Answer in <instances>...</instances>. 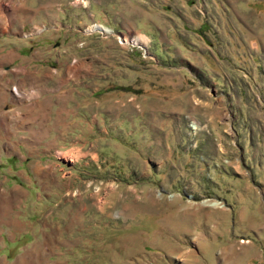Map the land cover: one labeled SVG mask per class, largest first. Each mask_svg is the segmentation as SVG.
I'll list each match as a JSON object with an SVG mask.
<instances>
[{
  "label": "rangeland",
  "instance_id": "obj_1",
  "mask_svg": "<svg viewBox=\"0 0 264 264\" xmlns=\"http://www.w3.org/2000/svg\"><path fill=\"white\" fill-rule=\"evenodd\" d=\"M14 1L0 264H264V0Z\"/></svg>",
  "mask_w": 264,
  "mask_h": 264
},
{
  "label": "bare ground",
  "instance_id": "obj_2",
  "mask_svg": "<svg viewBox=\"0 0 264 264\" xmlns=\"http://www.w3.org/2000/svg\"><path fill=\"white\" fill-rule=\"evenodd\" d=\"M10 2H11V4L13 5V7H14V9H15V1L14 0H10ZM9 2V3H10ZM88 3L87 2H85L84 3V5L86 6ZM22 6V5H21ZM12 7V8H13ZM19 9V8H18ZM0 23H1V21H0ZM3 24V23H2ZM4 24H6V23H4ZM7 25V24H6ZM8 26V25H7ZM2 27V26H1ZM94 29H98V30H100L101 32H103V33H107L108 32V30L107 29H105V28H103L102 27V25L101 26H96ZM132 40V42H135V43H140L141 42V44H144L145 43V41L143 40V37L142 36H137V37H134L133 39H131ZM19 94V93H18ZM21 98V97H20ZM12 119V118H11ZM3 121H5L6 123H11L10 122V120H9V118H8V116L7 115H3ZM21 123V122H20ZM24 124V123H23ZM21 125V124H20ZM17 127H18V125H17ZM20 127V126H19ZM3 193H5L4 191H2V193H1V195H3Z\"/></svg>",
  "mask_w": 264,
  "mask_h": 264
}]
</instances>
